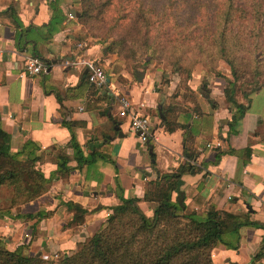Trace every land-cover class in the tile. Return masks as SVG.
<instances>
[{
	"label": "crops",
	"instance_id": "obj_1",
	"mask_svg": "<svg viewBox=\"0 0 264 264\" xmlns=\"http://www.w3.org/2000/svg\"><path fill=\"white\" fill-rule=\"evenodd\" d=\"M54 1L0 0V14L13 16H0V119L12 154L35 159L36 170L50 182L40 198L16 207L12 191L0 188V240L8 249L45 260L71 256L105 227L121 198L139 199L153 218L156 205L145 201L147 192L162 175L185 165L197 170L182 177L189 212L205 216L212 202L219 211L249 213L251 222L264 226V86L249 103L237 97L248 111L232 133L227 68L210 77L196 70L183 85L166 74L163 86L159 70L132 74L118 54L82 38L77 0H60L56 7ZM81 42L87 44L83 49ZM30 56L42 58L47 70L20 79ZM79 56L100 61L112 91L96 90L85 69L64 66ZM138 72L145 73L142 83ZM118 96L131 102L133 114L152 118L149 144L119 116ZM163 100L166 120L158 128ZM167 121L178 128L168 132ZM64 161L67 176L59 174ZM69 204L88 211L82 224L74 222L77 212ZM239 234L226 237L237 248L213 251L214 264H264V229L243 227Z\"/></svg>",
	"mask_w": 264,
	"mask_h": 264
},
{
	"label": "trees",
	"instance_id": "obj_2",
	"mask_svg": "<svg viewBox=\"0 0 264 264\" xmlns=\"http://www.w3.org/2000/svg\"><path fill=\"white\" fill-rule=\"evenodd\" d=\"M59 1L51 4L56 7ZM77 3L82 6L81 25L104 21L109 15L114 17L113 31H128L132 36L114 42L108 50L112 54L128 50L136 56L138 48L150 56L147 65L160 54L159 60L174 71L181 70L189 53L196 56L195 62L189 64L191 68L202 63L225 62L233 78L229 80L226 100L231 110H235L229 127L232 133H237L236 128L248 111V104L238 102V91L249 103V96L262 87L254 80L252 88L243 90L239 82L240 63L245 60L243 50L255 41L264 40V0H77ZM0 16L13 17L8 12ZM128 43L135 46L128 47ZM166 125L170 133L178 128L168 121ZM245 152L250 154V150ZM196 172L195 167L185 165L152 184L145 201L156 205L153 218L139 207V199L121 198L122 204L113 209L105 227L81 244L73 255L60 260L26 257L22 249L12 252L0 240V264H214L215 249L237 248L226 240L228 235L239 239L243 227L264 229V226L251 222L249 213L219 211L212 202L205 216L195 210L189 212L185 204L174 199V194L181 193L182 177ZM69 173L64 161L59 174ZM49 184L36 170L35 159L22 160L18 154H12L10 135L4 131L0 119V188L12 191V206L37 200L47 192ZM68 206L77 212L74 222L82 224L88 211L79 205Z\"/></svg>",
	"mask_w": 264,
	"mask_h": 264
},
{
	"label": "rangeland",
	"instance_id": "obj_3",
	"mask_svg": "<svg viewBox=\"0 0 264 264\" xmlns=\"http://www.w3.org/2000/svg\"><path fill=\"white\" fill-rule=\"evenodd\" d=\"M77 5H79L77 3ZM80 10H82V6L79 5ZM113 16L107 15L104 21H92L87 25H82V38L89 39L90 41H97L102 46L110 48L112 44L116 41H119L122 37L131 39L132 36L128 35V31L126 33L113 31L114 20ZM128 47H133V43H128ZM259 47V49H257ZM136 56H134L128 50L124 51V53H120L119 58L121 59L122 67L125 68L130 73H134L137 69H143L147 71L148 69L153 72L154 70H159L161 72L162 85L165 86L169 81L166 80L165 75L172 77L175 76V83L178 81L180 85L188 83L192 79V74L198 70L204 72L206 77H210L213 75L222 76L221 67H225L228 70V75L232 78L231 68L225 62L219 63H210L208 64H197L193 68L190 67L189 64H193L196 56L192 53L187 54L188 60L181 68L180 71L178 69L174 71L171 67H168L164 61L159 60L160 54H157L156 59H153L152 63L146 64L151 58L147 56L144 51L136 48L135 49ZM166 53V52H165ZM164 53V54H165ZM242 58H245L244 62H241V75L242 79H240L239 86L243 85V90H249L254 80H257L260 86H264V40L255 41L253 45H247L245 51L242 52ZM256 76V77H255ZM238 97L242 99L241 91H238Z\"/></svg>",
	"mask_w": 264,
	"mask_h": 264
},
{
	"label": "built area",
	"instance_id": "obj_4",
	"mask_svg": "<svg viewBox=\"0 0 264 264\" xmlns=\"http://www.w3.org/2000/svg\"><path fill=\"white\" fill-rule=\"evenodd\" d=\"M73 18L72 15H69ZM86 43H78V47L83 49L86 47ZM64 66L66 68H82L87 71L89 83L98 91L108 93L112 91L111 85L107 76V73L103 69L99 60L87 59L82 56L75 58L74 60L66 61ZM47 70L46 63L42 58L38 56L27 57L23 71L19 75L20 79L25 77L34 78L43 74ZM119 101V116L123 119H127L130 124L131 130L137 134L144 145L150 143L152 135V118L149 115L133 114L131 102L126 97L118 96ZM145 105H142L144 107ZM84 106H81V110ZM216 148H221L222 143L215 144ZM53 260H58L56 256Z\"/></svg>",
	"mask_w": 264,
	"mask_h": 264
},
{
	"label": "water",
	"instance_id": "obj_5",
	"mask_svg": "<svg viewBox=\"0 0 264 264\" xmlns=\"http://www.w3.org/2000/svg\"><path fill=\"white\" fill-rule=\"evenodd\" d=\"M73 13H76V12H73ZM80 16V14L79 13H77V17H79ZM136 76H137V79H138V81L139 82H143V79L145 78V73L144 72H138L137 74H136ZM163 104H164V100L162 101V103L160 104V106H159V114H160V118H161V124L158 126V128H162L163 127V125H164V122H165V120H166V114L163 112ZM116 130H118V128H116ZM150 151H151V153H153V148H152V146L150 145ZM177 201L181 204V205H183V203H184V198H183V194L182 193H179V197L177 198Z\"/></svg>",
	"mask_w": 264,
	"mask_h": 264
}]
</instances>
